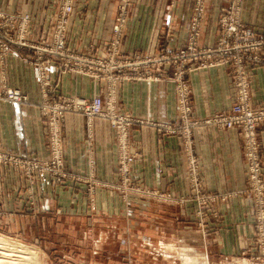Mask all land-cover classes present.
Here are the masks:
<instances>
[{
	"label": "crops",
	"instance_id": "1",
	"mask_svg": "<svg viewBox=\"0 0 264 264\" xmlns=\"http://www.w3.org/2000/svg\"><path fill=\"white\" fill-rule=\"evenodd\" d=\"M59 0H0V12L28 15L30 38L49 35ZM118 0H74L73 12L64 39L67 51L103 56L111 34ZM195 0H132L120 49L123 54L150 56L178 50L188 39ZM222 10L256 34L264 32V0H205L199 18V47H212L219 35ZM50 97L67 96L104 99L102 84L85 75L48 68ZM150 71V79L121 81L116 89V107L145 123H134L128 131L126 176L153 198L122 200L116 192L101 187L117 180L118 152L114 133L107 120L67 114L61 123L62 163L66 172L79 181L55 182L50 176L30 184L15 169L4 167L0 191L5 208L23 209L25 193L33 191L40 209L84 212L89 208L83 178H93V207L113 220L124 218L144 230L143 238L155 239L164 253L180 257L183 263L205 264L213 257L247 256L255 249V228L251 197L243 193L246 184L244 156L238 130L199 126L190 137L191 154L198 165L201 184L214 202L201 219L190 197L188 155L179 136L158 131L155 124L171 123L176 117L174 85ZM249 97L254 106H264V56L248 69ZM192 115L209 118L227 110L233 90L227 66L194 69L188 73ZM18 90L27 104L0 100V150L23 157L48 158V138L39 105L44 98L37 84V72L29 52L10 48L0 62V89ZM264 176V127L257 131ZM81 180V181H80ZM162 199V200H160ZM67 211V212H68ZM134 211V212H133ZM200 224L201 229H197ZM150 226V227H149ZM149 231H148V230ZM152 235V236H151ZM142 237V236H141ZM205 262V263H204Z\"/></svg>",
	"mask_w": 264,
	"mask_h": 264
},
{
	"label": "built area",
	"instance_id": "2",
	"mask_svg": "<svg viewBox=\"0 0 264 264\" xmlns=\"http://www.w3.org/2000/svg\"><path fill=\"white\" fill-rule=\"evenodd\" d=\"M132 0H118L116 15L104 55L93 56L74 54L64 46L69 18L73 12L74 0H59L53 15L49 35L34 40L30 38V18L0 12V62L2 63L10 48L29 52L37 72V84L44 98L39 112L45 121L48 138V158L23 157L0 150V177L4 167H11L27 178L32 184L44 176L52 177L55 182L78 177L65 171L62 163L61 123L67 114H80L91 118H102L111 127L118 152V186L125 192L141 190L132 185L125 169L128 152V131L134 123H145L129 114L120 112L116 107V89L121 81H141L150 79L153 70L156 78L163 79V70L171 69L168 79L174 85L176 117L171 123H158L155 128L167 135L179 136L188 155L187 174L190 186L189 199L196 205V216L201 219L205 208L214 199L206 194L201 184L198 165L191 154L190 137L192 130L199 126H212L218 130H238L244 156L246 184L243 193L252 200L255 249L247 250L250 259L264 258V176L261 171V147L257 131L264 127V106H254L249 97L248 69L262 62L264 56V32L256 34L246 29L236 18L222 10L218 19L219 35L212 47H199V18L203 13L205 0H195L194 15L190 21L187 43L178 50L162 51L150 56L138 54L125 55L120 49L127 14ZM68 70L88 76L101 83L104 99L100 96L76 98L57 96L49 89L48 68ZM227 66L233 90L232 104L222 112L201 120L192 115L188 73L194 69ZM0 100L16 104H27V98L18 90L0 89ZM154 196V194H153Z\"/></svg>",
	"mask_w": 264,
	"mask_h": 264
},
{
	"label": "rangeland",
	"instance_id": "3",
	"mask_svg": "<svg viewBox=\"0 0 264 264\" xmlns=\"http://www.w3.org/2000/svg\"><path fill=\"white\" fill-rule=\"evenodd\" d=\"M92 181L93 178L82 181L90 207L75 213L63 210V214H57L53 209H40L33 191L25 193V208H5L0 191V241H5L6 248L19 246L29 252L23 259L10 257L14 264H188L180 257L165 254L164 247L155 239L143 238L144 230L137 231V225L128 221L133 218L115 223L103 210L93 207L95 189L100 185ZM119 182L117 177L116 181L101 187L113 190L122 200L153 198L150 192H125L118 186ZM196 227L201 229L200 224ZM209 256L205 264H264L262 257L253 260L245 255L213 257L211 261Z\"/></svg>",
	"mask_w": 264,
	"mask_h": 264
},
{
	"label": "bare ground",
	"instance_id": "4",
	"mask_svg": "<svg viewBox=\"0 0 264 264\" xmlns=\"http://www.w3.org/2000/svg\"><path fill=\"white\" fill-rule=\"evenodd\" d=\"M4 239V238H3ZM4 245H7L5 243V241H0V264H14L13 260H11L12 258L10 257H17V258H20V259H23L24 255H28L29 252L23 248V247H19V246H12L11 248H6V246ZM10 247V246H9ZM12 253H19L21 255H11ZM37 255V254H35ZM33 258V257H32ZM18 260V259H17ZM16 263V262H15ZM22 264V263H21Z\"/></svg>",
	"mask_w": 264,
	"mask_h": 264
}]
</instances>
